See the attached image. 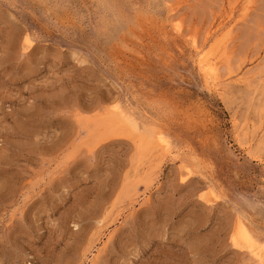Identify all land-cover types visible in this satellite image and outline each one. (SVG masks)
I'll list each match as a JSON object with an SVG mask.
<instances>
[{"label":"rangeland","instance_id":"rangeland-1","mask_svg":"<svg viewBox=\"0 0 264 264\" xmlns=\"http://www.w3.org/2000/svg\"><path fill=\"white\" fill-rule=\"evenodd\" d=\"M0 264H264V0H0Z\"/></svg>","mask_w":264,"mask_h":264},{"label":"bare ground","instance_id":"bare-ground-1","mask_svg":"<svg viewBox=\"0 0 264 264\" xmlns=\"http://www.w3.org/2000/svg\"><path fill=\"white\" fill-rule=\"evenodd\" d=\"M161 17V16H160ZM227 27V26H226ZM149 36V35H148ZM25 43H30L29 39L27 38V36L25 37ZM193 44V43H192ZM221 44V43H220ZM212 45H217L216 41H214ZM193 48L198 52L196 53L197 54V66L199 68V70L201 71V74L204 75V78L206 80H208L209 83L213 84L212 82L218 78H215V77H218V74H217V61L214 60V58L218 57V56H215V54H212V49L215 48L212 46V48H207V50H204V49H201L200 47L198 48L197 46H195L194 44L192 45ZM219 46V45H217ZM222 46V45H221ZM224 49H222L223 51ZM194 52V51H193ZM224 53V52H223ZM218 59V58H217ZM200 73V72H199ZM203 77V76H202ZM205 80V81H206ZM218 81V80H217ZM252 81V80H251ZM206 85V83H205ZM210 85V84H208ZM197 97V96H196ZM197 102V101H196ZM128 110V109H127ZM120 111V110H119ZM115 112V111H114ZM209 112V111H208ZM121 113V112H120ZM123 115V114H122ZM203 115V114H202ZM127 116V114H126ZM119 119L123 120V121H126L127 119L124 118L123 116H121V114L118 115ZM134 118V117H133ZM117 116L116 117H112V120L117 123ZM118 119V121H119ZM136 119V118H135ZM209 119V118H208ZM134 121V119H133ZM132 122V121H131ZM135 123V122H134ZM133 123V124H134ZM132 124V125H133ZM140 125V124H139ZM134 128V131H137V128L135 127V124L134 126L132 127ZM131 128V129H132ZM158 131V130H157ZM151 132V133H148L147 135H144L145 137L144 138H141V143H143L144 145H147L148 149H150V151L153 149V148H156V150H160L161 152L165 151L166 153L170 151V146H169V143L161 136L160 133L158 132ZM141 133V132H140ZM142 134V133H141ZM245 134V133H244ZM134 137V136H133ZM139 138V137H138ZM137 143V142H136ZM139 143V144H141ZM140 146V145H138ZM141 147V146H140ZM147 151V149L145 150ZM159 151V152H160ZM148 152V151H147ZM152 152V151H151ZM157 152V151H156ZM154 153V152H153ZM148 154V153H147ZM153 155V154H152ZM155 162V161H154ZM185 164V163H183ZM189 165V164H188ZM183 168L186 167L185 165L182 166ZM188 167V166H187ZM186 167V168H187ZM238 220V219H237ZM233 228H234V241H235V244L238 246V247H242L243 245H245L248 241L250 244H253L255 245V242H254V239L253 237L249 234V232L245 229V227L239 223L238 221L236 223H234L233 225ZM232 238V237H230ZM258 243V242H257Z\"/></svg>","mask_w":264,"mask_h":264}]
</instances>
